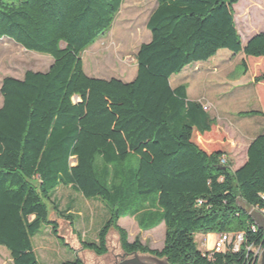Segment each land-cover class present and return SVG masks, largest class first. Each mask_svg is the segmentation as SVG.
Masks as SVG:
<instances>
[{
    "label": "trees",
    "instance_id": "1",
    "mask_svg": "<svg viewBox=\"0 0 264 264\" xmlns=\"http://www.w3.org/2000/svg\"><path fill=\"white\" fill-rule=\"evenodd\" d=\"M124 1L0 0V39L53 60L47 72L7 77L0 88V246L14 264H39L33 238L44 226L60 238L48 203L71 217L54 197L66 186L108 212L94 242L78 234L82 249L97 258L109 254L116 232L123 253L170 264H244V249L209 257L195 236L242 232L249 244L264 246L263 231L252 232L254 219L239 204L264 209V134L234 171L224 129L203 103L189 100L186 84L173 88L170 79L220 50L264 58V33L243 44L234 16L240 0H157L134 80L90 77L82 54L113 28ZM243 67L247 74L246 61ZM254 84L264 104V73ZM125 217L144 231L164 223V247L152 249L139 237L131 242L119 226Z\"/></svg>",
    "mask_w": 264,
    "mask_h": 264
},
{
    "label": "rangeland",
    "instance_id": "2",
    "mask_svg": "<svg viewBox=\"0 0 264 264\" xmlns=\"http://www.w3.org/2000/svg\"><path fill=\"white\" fill-rule=\"evenodd\" d=\"M129 1L127 0L126 3L129 7L121 9L113 28L82 54L84 70L88 76L105 80L118 79L123 82H131L136 77V55L141 45L151 41V32L146 26L157 0H147L144 3L135 2L131 5H129ZM240 2L250 3V6L246 7L248 9L243 10L241 6L235 7L238 26L243 30L242 19H255L254 15H256L257 9L252 7L253 0H241ZM243 39L245 40L244 35ZM243 58L250 66L248 80L254 75L257 66L255 59L247 58L242 53L234 55L229 50H220L213 60L206 63L209 67L216 63L218 66L216 71L210 67L211 71L205 75L206 72H203V68L197 67L198 70L194 73L198 64L205 65L204 62H198L187 66L180 74L173 75L170 79L172 87L186 83L191 100L201 98L210 102V114L217 118V122L231 140L232 149L233 141L237 146L238 138L256 130V122L260 121L257 118L242 119L236 113L234 115L225 113L227 110L233 113L236 111L248 112L256 110L259 104L261 106L258 101L260 97L257 95L259 91L256 84L241 88L252 98L256 97L257 99V101L244 103L239 99L241 91L231 85L233 77L226 80L229 83L227 85L224 82L222 84L219 79L221 75L237 76L243 73ZM48 60H52L48 55L28 52L9 38L0 39V85L1 81L7 77L23 79L28 71L45 72L44 70L49 65ZM2 101L0 93V106ZM54 197L63 212L69 209L72 213L70 218L58 216L52 205L48 203L50 220L59 222L60 238L55 237L51 233V229L46 226L33 238L32 242L39 264H63L77 258H80L84 264H114L117 257L123 253L116 232H113L109 237V254L106 257L97 258L88 251H81L79 255L73 252L74 249H81L79 235L88 242H94L99 230L109 219L108 212L102 202L98 199H86L80 193L66 186L60 187ZM239 204L249 213L253 211L243 201H240ZM133 221L132 217L121 219V226L130 233L131 239L129 240L131 242L136 238L133 236L135 233V229L132 228ZM71 223L74 224L77 233L73 231ZM165 234L166 226L164 224L148 231L145 236L150 241L145 244L152 249L161 250L164 247ZM61 238H64V241ZM202 239L201 234H196L195 240L199 250L206 251L209 242L207 238L206 240ZM202 242H205V245ZM64 243L68 244L72 250ZM0 264H14L10 252L4 246H0Z\"/></svg>",
    "mask_w": 264,
    "mask_h": 264
},
{
    "label": "crops",
    "instance_id": "3",
    "mask_svg": "<svg viewBox=\"0 0 264 264\" xmlns=\"http://www.w3.org/2000/svg\"><path fill=\"white\" fill-rule=\"evenodd\" d=\"M146 1L147 0H130L129 1V5H131V4L135 3V2L144 3ZM126 3H127V0L124 1L123 7H129L128 4L126 5ZM248 5L250 6V3L249 2L244 3V4L242 2H239V4H237L235 7L241 6L243 8V10H244L246 7H248ZM156 7H157V3H156L155 8ZM235 7H234V12H236L235 11ZM252 7L257 9L256 10L257 11L256 12V15H254L255 16V19L253 18V20H250V19H244L243 18L242 21H241V23L243 24V27H242L243 30H241L239 28L238 21H237V18H236L237 16L234 13L235 22H236V25H237V29H238V32H239L241 38H242V42H243L244 45H246L248 43V41L250 39H252L254 36H256V35H258L260 33H264V0H253ZM246 9H248V8H246ZM151 14H150V16H151ZM150 16H149V18H150ZM149 18H148V21H149ZM148 21H147V23H148ZM243 35L245 37V40L243 39ZM211 60H213V58L210 59L207 62H204L205 65H199L198 64V66L195 67L194 73L197 72V70H198V69H196L197 67L198 68H203V72H206L205 75H207V73L209 71H211L210 70V67L216 71V68L218 67L216 65V63L213 64V65H210V67L206 64V63L210 62ZM48 61H49V65H48V68L44 70L45 72H47L50 69V67L52 66V64H53V60H48ZM243 61H246V59L243 58ZM254 61L257 63V66L255 68L254 75L250 79H248V80H247V75L250 72V66L249 65H248V72H247V74H244V72H243L241 74H238L237 76H232V75H228V76L227 75H221V76H219V79L222 81V84L224 82V84H226V85L229 84L228 82H226V80H228V78H230V77H233V81L231 82V85L232 86H235L237 89H239L241 91V93H240L241 95H240L239 99H241L244 103H248V102H251V101H257V99H256V97H253L252 98V96L250 94H248L244 90H241V88L244 87V86H249V85L251 86V85H253L254 84L255 77L258 76L259 73H264V58L255 59ZM184 84H186V83H184ZM184 84H181V85H184ZM1 85H2V81H1ZM1 85H0V88H1ZM181 85L175 86L173 88H177V87H179ZM263 86H264V84H263ZM257 95L260 97V94L259 93H257ZM188 97H189V95H188ZM189 100H191V99L189 98ZM191 101H198V102L203 103V105H209V107L211 105L210 102L205 101L204 99H201V98H196V99L191 100ZM258 101H259V103H261V106L259 104L258 107H257V109L255 108L256 110H254V111H264L263 102H262L261 97L259 98ZM2 105H3V101H2V104H1L0 108L2 107ZM210 110L211 109L209 108V110H208L209 113H210ZM225 113H228L229 115H234L235 113L236 114H239V116L242 119L243 118H257V119L260 120V121H257L256 122V124H257V129L256 130H254L251 133L248 132L246 134H243L240 138H238V140H237L238 141V145L237 146H235V142L233 141V149L231 150V152L229 154V160L232 163L233 170L235 171V170L240 169L241 167H243L246 164V162L248 160V149H249L250 145L252 144V142L259 135L264 134V126L262 127V125H264V117H262V116H255V117L241 116V113H246V112H241V111L240 112L236 111V112L233 113V112L227 110V111H225ZM210 115L217 120V118L214 115H212V114H210ZM69 213H72V212L69 211L67 214H69ZM132 218L134 220L133 221L132 228L135 229V233H134L133 236L140 237L141 238V241L144 244L146 242L150 241V239L145 236V233L148 232V231L142 230L140 228V226H139L138 219H136L134 217H132ZM121 219L119 221V226H121ZM163 224H161V225H163ZM70 225H71L73 231L75 233H77V231H76V229L74 227V224L71 223ZM152 230H154V229H152ZM149 231H151V230H149ZM128 234H129V239H131V236H130V233L129 232H128ZM201 236L203 238L202 240H206V238H207V240L209 242L208 249H211L213 247V244H214L216 238H217V234H208V235L201 234ZM155 241H157V239H155ZM204 243L205 242H202V244H204ZM79 245H80V241H79ZM81 251L85 252L82 249V247L79 250L78 249L77 250L74 249L73 252L79 255V253Z\"/></svg>",
    "mask_w": 264,
    "mask_h": 264
},
{
    "label": "built area",
    "instance_id": "4",
    "mask_svg": "<svg viewBox=\"0 0 264 264\" xmlns=\"http://www.w3.org/2000/svg\"><path fill=\"white\" fill-rule=\"evenodd\" d=\"M209 108V105H204L206 111H208ZM222 163H226L225 159L222 160ZM261 197L264 200V194ZM257 212L264 217V209ZM251 230L254 233L259 231H263L264 233V229H260L257 224H253ZM203 245H205V243ZM242 249H244L246 253L244 264H260L262 253L264 251L263 244L258 246L255 244H249L246 235L242 232L217 234L213 247L203 251V253L204 255L212 257L215 254L240 253Z\"/></svg>",
    "mask_w": 264,
    "mask_h": 264
},
{
    "label": "water",
    "instance_id": "5",
    "mask_svg": "<svg viewBox=\"0 0 264 264\" xmlns=\"http://www.w3.org/2000/svg\"><path fill=\"white\" fill-rule=\"evenodd\" d=\"M254 219L255 224L258 225L260 229H264V217L254 210L250 212ZM120 259V260H119ZM115 264H170L167 259H160L151 255H141L138 253L128 254L124 253L119 255ZM260 264H264V251L262 253V259Z\"/></svg>",
    "mask_w": 264,
    "mask_h": 264
},
{
    "label": "flooded vegetation",
    "instance_id": "6",
    "mask_svg": "<svg viewBox=\"0 0 264 264\" xmlns=\"http://www.w3.org/2000/svg\"><path fill=\"white\" fill-rule=\"evenodd\" d=\"M122 254H124V253H122ZM122 254H121V255H122ZM117 258H118V257H117ZM116 260H117V259H116ZM119 260H120V259H119ZM115 263H116V262H115ZM115 263H114V264H115Z\"/></svg>",
    "mask_w": 264,
    "mask_h": 264
}]
</instances>
